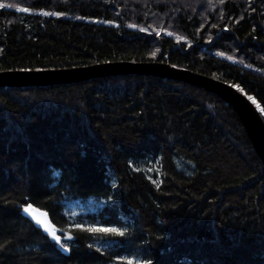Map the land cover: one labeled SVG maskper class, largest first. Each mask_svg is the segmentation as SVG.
I'll return each mask as SVG.
<instances>
[{"label": "trees", "instance_id": "trees-1", "mask_svg": "<svg viewBox=\"0 0 264 264\" xmlns=\"http://www.w3.org/2000/svg\"><path fill=\"white\" fill-rule=\"evenodd\" d=\"M0 4V72L162 61L236 85L264 111V0ZM130 261L264 264V164L236 111L141 74L0 88V264Z\"/></svg>", "mask_w": 264, "mask_h": 264}, {"label": "water", "instance_id": "water-1", "mask_svg": "<svg viewBox=\"0 0 264 264\" xmlns=\"http://www.w3.org/2000/svg\"><path fill=\"white\" fill-rule=\"evenodd\" d=\"M117 61L112 63H103L82 68H70L69 71L62 69L58 74L52 76L41 75L43 70H26V71H4L0 72V88L6 87H25V86H47L53 84H73L80 81L89 80L95 77L124 75V74H145L163 79H173L180 82H189L209 92H212L222 98L240 117L244 128L253 144L257 154L264 164V114L261 109L249 99L251 95H246L240 91L236 85L227 84L215 78L171 66L167 63L151 62H125ZM171 72H170V70ZM194 73V74H189ZM253 98V97H252ZM32 205L34 214L42 221L49 224L50 228L58 233L56 225L50 219L48 212L36 205ZM45 213L46 215H41ZM27 218L35 224L45 235L42 226H38L31 216L26 213ZM50 239L51 237L48 236ZM52 240V239H51ZM53 241V240H52ZM54 242V241H53Z\"/></svg>", "mask_w": 264, "mask_h": 264}, {"label": "snow or ice", "instance_id": "snow-or-ice-1", "mask_svg": "<svg viewBox=\"0 0 264 264\" xmlns=\"http://www.w3.org/2000/svg\"><path fill=\"white\" fill-rule=\"evenodd\" d=\"M5 7L4 4H0V8ZM23 11H27V9H22ZM134 27V26H133ZM141 31H143V29H141ZM157 35H159V33H157ZM249 99H252L251 97H249ZM25 213L29 214L32 218L33 221H35V223L38 226H42L45 233L48 234V236L51 237V239L55 242V244L59 245L64 251H68V248L65 246V244H63L61 242V237L59 235H56L55 230L50 228L49 224L46 223L45 221H42L38 216H36L34 214V209L32 207V205H27L24 208ZM41 215H46L45 213H41ZM77 227H83L82 225H77ZM87 231L91 232V233H109V234H113L119 237H123L125 235L124 231H122L119 228L116 227H89L87 229ZM72 237L69 235L67 237V239H71ZM129 264H134V262H129ZM148 264H150V262H148Z\"/></svg>", "mask_w": 264, "mask_h": 264}, {"label": "rangeland", "instance_id": "rangeland-1", "mask_svg": "<svg viewBox=\"0 0 264 264\" xmlns=\"http://www.w3.org/2000/svg\"><path fill=\"white\" fill-rule=\"evenodd\" d=\"M124 63L123 64H126L125 62H128V61H123ZM157 62H162V61H157ZM164 63V62H163ZM76 68H82V67H76ZM66 70H64V71H69L70 70V68H65ZM41 70H43L42 72H41V75L43 76V77H45V76H52L53 74H58L57 72H60L62 69H41ZM170 70V69H169ZM188 71H192L191 69H188ZM188 71H184V72H188ZM170 72H171V70H170ZM189 73V72H188ZM189 74H194V73H189ZM144 76H149V75H145V74H143ZM153 77H155V76H153ZM263 109H262V107H261V111H262ZM253 145V144H252ZM68 211H69V213L74 217V218H76L80 213H82L83 212V210H82V208L83 207H81V205L80 204H77V203H70L69 205H68ZM117 264V263H116Z\"/></svg>", "mask_w": 264, "mask_h": 264}, {"label": "built area", "instance_id": "built-area-1", "mask_svg": "<svg viewBox=\"0 0 264 264\" xmlns=\"http://www.w3.org/2000/svg\"><path fill=\"white\" fill-rule=\"evenodd\" d=\"M252 96V95H251ZM253 97V96H252ZM253 100L256 102V104L258 105V106H260L259 105V102L258 101H256V99L253 97Z\"/></svg>", "mask_w": 264, "mask_h": 264}, {"label": "bare ground", "instance_id": "bare-ground-1", "mask_svg": "<svg viewBox=\"0 0 264 264\" xmlns=\"http://www.w3.org/2000/svg\"><path fill=\"white\" fill-rule=\"evenodd\" d=\"M243 93H245V92H243ZM246 95H248L247 93H245ZM251 98H252V96H250ZM253 99V98H252Z\"/></svg>", "mask_w": 264, "mask_h": 264}]
</instances>
